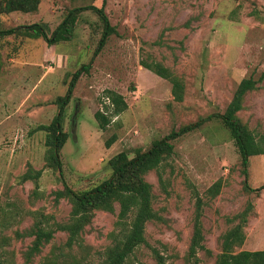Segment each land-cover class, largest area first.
<instances>
[{
    "label": "rangeland",
    "instance_id": "1",
    "mask_svg": "<svg viewBox=\"0 0 264 264\" xmlns=\"http://www.w3.org/2000/svg\"><path fill=\"white\" fill-rule=\"evenodd\" d=\"M92 5L104 8L116 30L98 54L104 24L93 10L80 13L70 38L57 45L26 34L0 40V264H43L59 254L68 238L62 231L26 262L34 240L28 232L36 222L53 228L70 219L69 200H56L65 183L77 191L98 185L110 177L114 156L133 157L174 130L225 112L241 80L264 71V0H41L34 13L0 16V27L39 23L52 37L70 10ZM142 61L161 62L178 75L185 83L184 100L176 101L171 82ZM89 64L64 111L69 137L61 173L47 162V132L38 128L53 122L74 74ZM108 90L128 104L118 116H111ZM244 106L238 116L264 146V81L247 94ZM98 110L111 116L106 129L95 118ZM109 140L114 142L107 147ZM173 143L174 154L161 170L164 183L157 171L146 175L163 220L147 224L148 243L128 264H159L155 250L165 264H190L196 195L203 201L206 240L198 253L203 264H215L223 234L239 223L234 218L249 203L254 208L244 228L246 240L236 252L264 250V189L246 187L229 129L214 118ZM38 171L39 178L23 180ZM248 177L252 188L263 186L264 154L250 159ZM217 182L220 193L212 196ZM118 212L119 206L115 214L95 212L83 234L84 249L72 250L73 261L102 260L113 243L111 233L118 231Z\"/></svg>",
    "mask_w": 264,
    "mask_h": 264
},
{
    "label": "trees",
    "instance_id": "2",
    "mask_svg": "<svg viewBox=\"0 0 264 264\" xmlns=\"http://www.w3.org/2000/svg\"><path fill=\"white\" fill-rule=\"evenodd\" d=\"M40 3L41 0H0V16L10 15L14 12L34 13L39 9ZM88 10H93L99 14L104 24V33L95 52V54H98L105 46L109 36L116 30L110 25L104 8H98L93 5L70 10L64 21L54 31L52 37H49L45 25L35 23L11 28L0 27V40L26 34L23 36L30 38L41 37L49 44L57 45L70 38L80 13ZM2 53L0 50V64L3 60ZM141 65L171 82L172 92L176 101L182 102L184 100L185 83L169 67L161 62L154 61L151 63L142 61ZM90 67L91 64L84 65L74 74L66 95L59 99L60 112L58 115L51 124L41 125L38 128V130L47 132V162L61 173L63 172L61 151L69 137V134L63 130L64 111L71 102L78 79ZM263 81L264 71L258 78L253 75L244 78L239 83L234 97L225 112L212 114L201 118L196 123L185 125L179 130H174L164 138L154 141L148 150L137 149L133 157H130L128 152L117 154L108 162V169L111 170L110 177L98 185L86 190L77 191L65 183V188L56 192V200L61 198L69 200L72 206L70 219L63 224L54 223L53 228L36 222L34 227L28 232L34 237V240L26 253V262H30L35 255L41 253L43 247L55 237L56 232L62 231L68 234L66 244L63 248L59 249V254L54 252L53 257H48L43 264H92L88 261H73L75 258L72 250L75 246L84 249L83 234L86 227L92 222L96 211L115 214L116 207L119 206L116 222L118 231L111 233L113 243L103 252L102 260L98 264H128L131 256L136 253V250L148 243L146 239L147 224L163 220L162 216L154 208L155 196L153 194V186L146 180V175L151 171H157L161 183H164L161 170L174 154L175 146L173 141L198 129L214 118L220 119L225 127L229 129L238 148L246 187L250 191L260 192L263 190L264 184L258 189L252 188L248 184V176L250 159L255 155L264 154V146L258 141L248 125L244 124L238 116L239 112L245 108L244 102L247 94L258 90L259 85ZM106 95L110 101L111 116H118L128 109L124 96L118 92L108 90ZM107 109H109L108 106ZM111 116L105 110H98L96 112L95 118L101 129L107 128L111 122ZM113 142L114 140H109L107 147H110ZM40 175L41 171L35 172V174L28 172L23 176V180L37 179ZM220 190L221 182H217L210 189V193H212V196H215L220 193ZM196 198L194 232L188 251V260L190 264H203L198 256L199 251L205 249L204 243L206 240L202 222L203 201L199 195H196ZM253 208V204L249 203L246 210L234 218L239 219V223L223 234L222 252L217 256L215 264H264V250H243L236 252V249L240 248L246 240L244 228L248 223V218ZM46 223L49 225V220ZM155 253L159 264H165L164 257L156 252V250Z\"/></svg>",
    "mask_w": 264,
    "mask_h": 264
}]
</instances>
